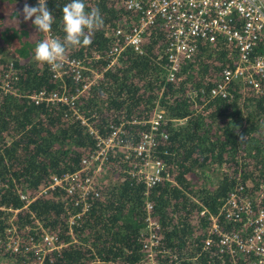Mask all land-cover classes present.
I'll return each instance as SVG.
<instances>
[{"label":"trees","instance_id":"1","mask_svg":"<svg viewBox=\"0 0 264 264\" xmlns=\"http://www.w3.org/2000/svg\"><path fill=\"white\" fill-rule=\"evenodd\" d=\"M69 2L46 0L54 16L55 38L64 36L60 20ZM25 3L34 6V0H0V79L9 84L5 91L0 88V205L18 208L14 213L0 209V230L13 222L15 235L21 237L25 224L38 219L64 242L44 264H141L139 234L147 201L162 235L163 264H232L227 253L217 251L216 241L203 246L208 220L198 211L202 206L215 211L237 181L245 183L249 178L252 192L255 186L264 188V93L234 82L228 96L210 97L209 88L220 70L231 64L229 48L222 41L201 42L168 80L163 33L153 26L140 52L125 46L101 77L78 95L79 110L94 115L92 124L100 135L108 133V124L118 113L145 118L157 105L170 119L162 126L166 136L156 148L167 178L144 193L142 182L128 176L119 179L120 171L110 164L100 177L98 193L86 196L80 211L81 204L58 186L37 193L50 175L76 169L95 139L78 119L66 115L64 105L34 103L29 97L39 89L60 87L47 64L33 59L37 43L44 38L31 20L24 21ZM85 3L87 10H100L103 27L92 34L91 45L67 53L99 71L107 63L112 27L125 10L121 0ZM64 84L67 90L76 85L69 77ZM188 89L196 91L193 98ZM110 171L113 178L108 182ZM21 193L32 196L26 207H21ZM71 214L75 218L68 226Z\"/></svg>","mask_w":264,"mask_h":264},{"label":"built area","instance_id":"2","mask_svg":"<svg viewBox=\"0 0 264 264\" xmlns=\"http://www.w3.org/2000/svg\"><path fill=\"white\" fill-rule=\"evenodd\" d=\"M121 1L125 15L112 27L113 42L105 52L106 65L97 71L66 52L58 70H51L47 64L51 75L58 80L60 90L39 89L29 95L34 103L64 105L66 115L78 119L95 139V146L80 158L76 169L62 175H50L37 192L45 193L58 186L73 195L75 204H81L80 211L85 208V197L98 193L100 177L110 164L120 171L119 179L128 176L142 182L144 193L146 188L167 178L156 148L158 140L166 136L162 126L170 119L160 107L154 106L145 118H126L123 113H118L108 124V133L100 135L92 124L94 115L80 111L75 105L78 95L101 77L102 71L115 62L120 50L130 46L141 51L142 41L151 27L159 26L163 33L166 79H173L181 60L190 57L201 42L222 41L234 49V55L231 64L222 67L214 85L209 88L210 97L228 96L234 82L244 88L249 85L256 93H264V0ZM130 2L139 7L130 9ZM34 4L37 6L38 0H34ZM43 38H55V35L50 32L43 34ZM94 56L98 55L95 53ZM65 77L76 83L71 90L64 84ZM8 87V81L0 79V88L5 91ZM195 93L194 89L187 90L191 98ZM253 188L256 191L250 192L245 183L237 181L227 190L215 211L204 206L198 211V215L208 220L203 246L216 241L217 251L227 253L232 264H264V188ZM20 196L23 198L21 207H26L32 196L25 197L22 193ZM144 208L145 224L139 234L141 264H163L159 257L162 253L159 224L150 216L147 201ZM0 209L10 213L18 210L3 205ZM74 218L73 214L67 217L68 226ZM228 223L232 224L231 228H226ZM24 228L21 237L15 235L13 222L0 230V264H44L49 253L64 244L36 218ZM5 252L9 255H4Z\"/></svg>","mask_w":264,"mask_h":264},{"label":"clouds","instance_id":"3","mask_svg":"<svg viewBox=\"0 0 264 264\" xmlns=\"http://www.w3.org/2000/svg\"><path fill=\"white\" fill-rule=\"evenodd\" d=\"M128 7L131 9L139 5L130 2ZM87 9L85 0H70L66 3L60 20L63 38H47L38 42L34 49V61L46 63L55 71L62 67L61 61L68 50L91 45L92 34L103 27L104 20L98 8ZM22 12L24 21L31 20L38 33L51 32L54 16L48 9L46 0H38L37 6L25 3Z\"/></svg>","mask_w":264,"mask_h":264},{"label":"rangeland","instance_id":"4","mask_svg":"<svg viewBox=\"0 0 264 264\" xmlns=\"http://www.w3.org/2000/svg\"><path fill=\"white\" fill-rule=\"evenodd\" d=\"M14 1H16V0H14ZM33 5L35 6L34 3H33ZM87 73H89V72H87ZM77 102H78V99L76 98V100H75V105H76V106L79 105V103H77ZM154 106H156V105H154ZM154 106L152 107V109L154 108ZM152 109H151V110H152ZM107 169H108V167L105 169V171H106ZM108 170H109V169H108ZM110 173H111V176H112V177L108 180V182L111 181L112 178H113V173H112V171H110ZM197 181H198V180H197ZM213 181H214V183H215V180H213ZM114 182H115V181H114ZM198 182H199V181H198ZM198 182H197V183H198ZM204 184L208 185V182H205ZM245 185H246L248 188L250 187V185H251V180H250L249 178L246 179V181H245ZM250 192H252V191H250ZM173 264H178V263L175 262V263H173Z\"/></svg>","mask_w":264,"mask_h":264},{"label":"flooded vegetation","instance_id":"5","mask_svg":"<svg viewBox=\"0 0 264 264\" xmlns=\"http://www.w3.org/2000/svg\"><path fill=\"white\" fill-rule=\"evenodd\" d=\"M229 48V50L231 51V55L233 56L234 55V49L232 47H227Z\"/></svg>","mask_w":264,"mask_h":264}]
</instances>
